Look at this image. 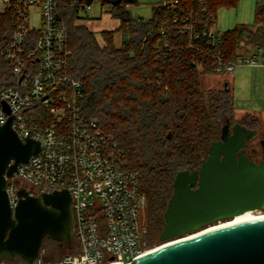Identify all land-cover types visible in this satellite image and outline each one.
Instances as JSON below:
<instances>
[{
	"label": "built area",
	"instance_id": "1",
	"mask_svg": "<svg viewBox=\"0 0 264 264\" xmlns=\"http://www.w3.org/2000/svg\"><path fill=\"white\" fill-rule=\"evenodd\" d=\"M156 3L165 9L166 21L154 49L165 64L173 49L171 26L214 46L221 41L215 13L195 16L181 0ZM58 8V0H0V37L5 38L0 55L10 65L6 82L0 81V123L15 114L12 127L18 136L41 141L39 152L6 178L10 203H18L23 187L35 195L68 188L73 198L72 248L49 260L41 247L38 257L26 264L129 263L157 247L148 242L147 228L139 221L140 209L146 206L140 173L130 167L116 136L82 114L84 84L70 73L72 50ZM257 62L256 54L226 61L214 53L211 59L216 73Z\"/></svg>",
	"mask_w": 264,
	"mask_h": 264
},
{
	"label": "trees",
	"instance_id": "2",
	"mask_svg": "<svg viewBox=\"0 0 264 264\" xmlns=\"http://www.w3.org/2000/svg\"><path fill=\"white\" fill-rule=\"evenodd\" d=\"M138 1L101 0L103 5H111L112 16L121 22L118 30L122 29L127 36L120 46L114 43L113 30L102 32V44L90 27L75 23L84 0H58V10L67 26L72 50L70 73L84 84L82 114L97 119L105 131L114 134L130 167L139 171L146 196V239L152 245L159 240L164 227V212L177 172L200 167L210 153L211 142L220 138L228 120L231 127L240 122L258 128L259 140L264 141V120L250 113L236 117L228 85L204 89L200 80L203 74L216 73L211 65L214 53L233 61L241 48L264 46V0L257 4L254 25L239 24L223 31L215 46L207 40L182 35L177 27L171 26L173 49L166 64L156 58L154 49L159 28L166 21L165 9L156 6L151 18H136L128 6ZM238 1L181 0V3L193 15L205 16ZM4 42L5 38L0 37V48ZM195 60L201 64L197 66ZM9 66L0 55L1 82H6ZM159 76L161 86L157 83ZM260 147L264 155V144ZM247 152L255 157L257 149L252 147ZM54 244L56 241L50 238L43 241L48 258L58 251Z\"/></svg>",
	"mask_w": 264,
	"mask_h": 264
},
{
	"label": "water",
	"instance_id": "3",
	"mask_svg": "<svg viewBox=\"0 0 264 264\" xmlns=\"http://www.w3.org/2000/svg\"><path fill=\"white\" fill-rule=\"evenodd\" d=\"M84 1L91 5L94 0ZM14 116L0 123V263L16 255L32 263L45 238L72 248L73 198L68 188L35 195L23 187L18 203L11 205L6 178L41 149L39 139L18 136ZM258 135V128L240 122L231 127L228 120L200 167L177 172L162 244L124 264H264V217L208 229L217 221L264 210V156L257 162L247 152L248 141Z\"/></svg>",
	"mask_w": 264,
	"mask_h": 264
},
{
	"label": "crops",
	"instance_id": "4",
	"mask_svg": "<svg viewBox=\"0 0 264 264\" xmlns=\"http://www.w3.org/2000/svg\"><path fill=\"white\" fill-rule=\"evenodd\" d=\"M257 4L258 0H239L234 6L220 7L216 13V29L227 31L239 24L254 25ZM246 50L248 51L247 55H258V62L253 65L241 64L231 73H220V75L211 77L209 82L213 86L207 89L223 88L228 85L233 94L236 117L250 113L263 121L264 46H249Z\"/></svg>",
	"mask_w": 264,
	"mask_h": 264
},
{
	"label": "rangeland",
	"instance_id": "5",
	"mask_svg": "<svg viewBox=\"0 0 264 264\" xmlns=\"http://www.w3.org/2000/svg\"><path fill=\"white\" fill-rule=\"evenodd\" d=\"M260 1L261 0H258V2ZM156 6H157L156 0H139L137 3L130 4L128 6V9L131 11L132 15L136 18L141 17V18L149 19L153 16V9ZM110 10H111V5L110 4L103 5L101 0H94L93 3L90 5V7H87L84 4H82L79 12L80 18H78L75 21V23L77 25L85 24L88 27H90L95 32L97 38L102 44L104 43L102 32L104 30H113L114 43L116 46H120L123 42V37L127 38V36L124 35V31L122 29L118 30L119 26L121 25V22L118 18L112 16ZM248 48L249 46L246 48H241L239 50L240 54L247 55L246 53L248 51L246 49ZM217 75H220V73L203 74L201 78L202 88H206V89L211 88V86L213 85H211L212 83H210L209 80L211 77H215ZM260 144L261 143L258 136L249 140V146H248L249 151L252 147L257 149V153L255 154V158L257 162H260L262 160V157L264 156L261 151ZM253 212L259 214V213H264V210H256ZM139 221L141 225L147 226L146 207H142L140 209ZM220 222L222 223L225 221H217L214 225L221 224ZM56 243L57 244H54L55 246L54 248L58 250L57 253L55 255H52L53 257L50 258H48V254H46V257L49 260H56L60 258L67 250L65 246L60 245L58 242ZM160 244H162V242L158 240L157 242L152 244V246L155 247V246H159ZM43 248H45L47 253L48 251L47 247H43ZM0 264H26V261L22 257L16 255L8 260H3L2 263Z\"/></svg>",
	"mask_w": 264,
	"mask_h": 264
},
{
	"label": "bare ground",
	"instance_id": "6",
	"mask_svg": "<svg viewBox=\"0 0 264 264\" xmlns=\"http://www.w3.org/2000/svg\"><path fill=\"white\" fill-rule=\"evenodd\" d=\"M260 217H264V213L256 214L253 211H248V212H246L244 214L236 216L235 218H233L231 220H227V221L222 222V223L220 222L221 224H216V225L213 224L210 227H208V229L216 227L218 225H224V224H229V223H234V222H241V221H246V220L260 218Z\"/></svg>",
	"mask_w": 264,
	"mask_h": 264
}]
</instances>
